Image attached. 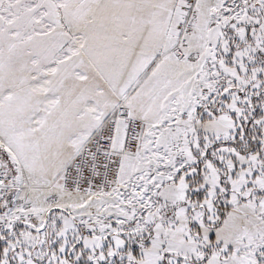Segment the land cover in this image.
I'll list each match as a JSON object with an SVG mask.
<instances>
[{"label": "snow or ice", "instance_id": "snow-or-ice-1", "mask_svg": "<svg viewBox=\"0 0 264 264\" xmlns=\"http://www.w3.org/2000/svg\"><path fill=\"white\" fill-rule=\"evenodd\" d=\"M0 264H264V0H0Z\"/></svg>", "mask_w": 264, "mask_h": 264}]
</instances>
